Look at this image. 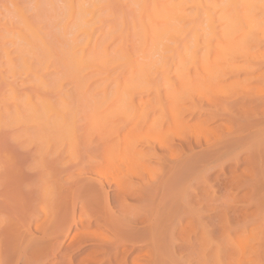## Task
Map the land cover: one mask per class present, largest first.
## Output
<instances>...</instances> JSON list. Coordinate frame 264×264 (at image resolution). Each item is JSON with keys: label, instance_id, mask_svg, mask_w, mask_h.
I'll use <instances>...</instances> for the list:
<instances>
[{"label": "rangeland", "instance_id": "1", "mask_svg": "<svg viewBox=\"0 0 264 264\" xmlns=\"http://www.w3.org/2000/svg\"><path fill=\"white\" fill-rule=\"evenodd\" d=\"M64 1L0 0V45L14 61L0 49V264H264V32L239 46L216 8V37L197 19L194 56L163 53L151 44L160 22L126 0V42L114 30L107 49L86 51L80 38V57L73 29L88 22L74 12L64 29ZM121 15L102 31L121 29ZM15 29L32 42L14 44Z\"/></svg>", "mask_w": 264, "mask_h": 264}, {"label": "bare ground", "instance_id": "2", "mask_svg": "<svg viewBox=\"0 0 264 264\" xmlns=\"http://www.w3.org/2000/svg\"><path fill=\"white\" fill-rule=\"evenodd\" d=\"M66 1H68L67 2V5H66ZM66 1H64L65 3H64V6L66 5V6H68L67 7V10H66V6L64 7L65 9H64V11L66 10V11H68V10H70V11H68L67 12V14L68 15H66V13H65V15L66 16H68V22H67V20L65 21L64 20V29L66 28V29H68V28H70L69 26H71V25H69V24H71V23H73L72 25L74 26L75 24H74V18L75 17H73L72 16V14L75 12V13H77L76 14V16H77V18L79 17V19L81 18V19H83L84 17H83V15L84 16H86L85 17V19H83V22H88V23H86L85 24V26H86V28L87 29H89V24H91L90 25V30L93 28V30L95 31V35L94 36H92V32H93V30H92V32L91 31H88L86 28H85V26H81V25H83L84 23H82V21H81V19L79 20V19H76V21H77V23L78 24H80V22L82 23V24H80V26L81 27H84L83 29H80V28H74L73 29V31L74 30H77V31H74V32H77V33H73L70 29V31L73 33V34H76V37H75V35H73L74 37V39L76 40L77 38L79 39L78 40V43H76L77 41H75L74 39H72L74 42H73V44L74 45H71V47L74 49V47H75V45H77L76 46V48L79 46V43H80V46L81 47H83L82 45H84L85 44V48L87 47V45H89L88 47H92V45H90V44H92V42L94 43V48H95V46L96 47H99V45H100V47H101V49H107L106 47L104 48V45H106L107 46V43H112V41L113 40H111V42H110V39H112V35H114L116 32L115 31H117V33L120 31V33L123 31L124 32V34H122V36H124L125 37V32L127 31V27L125 28L124 27V25H127L126 23L127 22H125L126 20L128 21L129 20V18H128V16H127V14L129 15V13H128V11H126V9H127V7H126V5H128L129 3H128V1L126 2V0H125V3H123V1L122 0H120V1H122L121 3L122 4H125V5H121V4H119L120 3V1L119 0H114V2H113V0H66ZM115 1H116V4L118 3V5H119V7L123 10H119L114 4H115ZM226 1H227V3H226ZM130 2L132 3V6L129 4L128 5V9L127 10H133L135 7L137 8L136 10L138 11L137 12V14H138V16H141V14L142 15H144L145 17L147 16V20H149L151 23L152 22H154V24H153V26L155 25V23L156 24H158V22H160L158 25L160 26V30L159 31H157V32H159V37H157L158 35L156 34V33H154L152 36H153V40H154V45H153V43L151 42V44H152V46L153 47H155V48H159V46H160V48L161 49H159V50H161V52L163 51V53L166 51V49H168L167 51L169 52L170 51V53L173 51V53H174V50H175V52H177L178 50L177 49H179L178 47H181V49H182V46H183V50H185V51H183L185 54L184 55H181L180 54V51L177 53V55L178 54H180V56H187V55H191V54H193L192 53V51L194 52V54H193V56L195 55V52H196V49H197V47L196 48H194L195 47V45H198L197 43V39L198 38H201V37H198V34L201 32L198 28H199V26L197 25L198 23H199V21H198V23H197V19L199 20H202V18H203V16L204 15H206V17L204 18L206 21L208 20V31H207V33H209V31H210V27L211 28H213V29H215L216 28V26L214 25V18L212 17L211 18V14H214L215 12L214 11H216L217 9L216 8H218V10L219 11H223L222 12V14L224 15L223 16V18L225 19L226 18V16L228 17L227 19H229V20H227V21H231L230 23H233L234 24V27H235V32H238V30H239V34L238 35H240V38H238V40L240 39V42L242 43V45L241 44H239V46H243L245 43H247L248 41H250V40H248V39H253L254 37H248V35L249 36H255L257 33H260V32H264L263 30H264V0H130ZM225 2V3H224ZM111 3H114L113 5L118 9V11H121V13L122 12H124L122 15H121V13L120 14H118L116 11L117 10H115V12H113L112 13V8L114 9V7H112L111 5ZM126 3H128V4H126ZM222 5H221V4ZM14 5H15V3H14ZM124 6V7H123ZM130 6H131V9H130ZM123 7V8H122ZM115 8V9H116ZM21 8L19 7L18 9L17 8H15V10H14V12H16V14L19 16H21V18H22V20H23V24L26 26V27H28L29 28V30H31L30 31V33H31V35H32V32H35V33H33L34 34V36L37 38H40V41L42 40L41 38V34H39V33H37L38 32V30H36V28H35V30H34V27L32 28L31 26V24L26 20V18L24 17V14L21 12V10H20ZM125 9V10H124ZM216 9V10H215ZM105 10V11H104ZM102 11H104V13L106 12V15L108 14L109 16H107V18L106 17H104V13H101ZM114 11V10H113ZM125 11H126V17L128 18H124L125 16ZM134 11V10H133ZM130 12V11H129ZM214 12V13H213ZM225 12V13H224ZM78 13H80V14H82V15H80V16H78ZM116 13L119 15V17L116 15ZM135 13V12H134ZM111 14V15H110ZM201 14H203V16L201 15ZM75 15V14H74ZM117 16L118 18H120V15H121V19H120V24L123 26H121V29H119V27L120 26H118V22H116V21H118L114 16ZM69 16H72V17H69ZM83 18H82V17ZM103 18H102V17ZM112 16L114 17L113 19H115L114 20V23L112 24V26L114 27L115 25V22H116V27H117V29H116V27L115 28H111V30H110V32L111 33H109L108 32V30L107 31H105V32H108L109 34H110V36H111V38H109L108 37V33H106V34H108L107 36H106V34H104L105 35V37H104V35L102 36L101 35V33L103 32L102 31V28L101 27H103L102 25H104V26H106L105 25V23L107 24V22L109 21V20H107L106 21V19H108V17L112 20ZM122 16H123V19H122ZM135 16V15H134ZM200 16H201V18H200ZM130 17V16H129ZM70 18H72V19H70ZM106 18V19H105ZM136 18V17H135ZM138 18V17H137ZM69 19H70V21H71V23H70V21H69ZM104 19H105V21L106 22H104ZM125 19V20H124ZM94 22H92V21ZM153 20V21H152ZM213 20V21H212ZM80 21V22H79ZM121 21H124L123 23L121 22ZM137 21V20H136ZM141 21V20H140ZM96 22H98V23H96ZM113 22V21H112ZM133 22V21H132ZM137 22H139V21H137ZM213 22V23H212ZM225 22V21H224ZM93 23V24H92ZM95 23H96V25H95ZM104 23V24H103ZM204 23V22H203ZM98 24V25H97ZM99 24H102L101 26L99 25ZM119 24V25H120ZM132 24V23H131ZM144 24H145V22H143L142 23V32H143V36H146V37H144V40H145V38H149L150 40H151V38H150V33H148V28L149 27H147L146 26V24H145V27H147V28H145V27H143L144 26ZM162 24V25H161ZM200 24V23H199ZM213 24V25H212ZM66 25V26H65ZM68 25V26H67ZM93 25H95V28L97 29L98 28V30L99 31H97V30H95V28H94V26ZM110 25H111V23H109L108 22V24H107V29L110 27ZM134 24H132V26H133ZM139 25V24H138ZM141 25V24H140ZM151 24H149V26H150ZM88 26V27H87ZM111 26V27H112ZM163 28H162V27ZM212 26H215V27H212ZM232 26V25H231ZM99 27L101 28V29H99ZM202 26H200V28H201ZM73 27L71 26V29H72ZM123 28H125L126 30H124ZM130 28V27H129ZM154 28H156V27H154ZM162 28V29H161ZM204 28L205 27H203V28H201V30H204ZM63 29V30H64ZM104 30H105V28H103ZM110 29V28H109ZM131 29V28H130ZM140 29V28H139ZM145 29V30H144ZM147 29V30H146ZM157 29V28H156ZM158 29H159V27H158ZM213 29H211L212 31H210L211 33L213 32ZM238 29V30H237ZM101 30V31H100ZM115 30V31H114ZM198 30V31H197ZM223 30V29H222ZM230 30V29H229ZM17 31L18 30H16L15 29V32L17 33ZM97 31V32H96ZM146 31V32H145ZM152 31V30H151ZM231 31V30H230ZM99 32V35L100 36H102L101 38H98L99 36L96 34V33H98ZM105 32H103V33H105ZM114 32V33H113ZM162 32V33H161ZM199 32V33H198ZM202 32H204V31H202ZM216 32V29H215V31L213 32V33H215ZM218 32V31H217ZM18 33L20 34V36H21V38H19V36H18ZM18 33H17V35L15 34H12V37H10L9 39H13L14 38V40L16 41V42H13L14 44H17V42L18 41H21V42H23L22 44L24 45V43H27V44H29L30 42H32V38H34L33 37V35H32V38H30V40L31 41H28V39L26 38V35L24 34V33H22L21 32V30H19L18 31ZM78 33H80V36L81 35H83L82 37H80L79 35V37H77V34ZM84 33V34H83ZM119 33V34H120ZM161 33V34H160ZM205 33V32H204ZM203 33V34H204ZM231 33V32H230ZM254 33V34H253ZM38 34V35H37ZM68 34V33H67ZM146 34H148V36L149 37H147V35ZM229 34V33H228ZM234 34V33H233ZM250 34H252V35H250ZM40 35V36H39ZM69 35H71V34H69ZM96 35H97V38H95L94 39V37H96ZM118 35V34H117ZM141 35V34H140ZM161 35V36H160ZM201 35V34H200ZM206 35V34H205ZM208 35V34H207ZM216 35V33L215 34H212V36H215ZM264 35V34H263ZM65 36H67V35H65ZM115 36V35H114ZM122 36L120 35V37H121V41H122ZM142 36V35H141ZM227 36V35H226ZM230 36H231V34H230ZM8 37V36H7ZM17 37L19 38V39H17ZM23 37V38H22ZM118 37H119V35H118ZM119 37V38H120ZM155 37H157V39H154ZM207 37H209V35L207 36ZM206 37V38H207ZM216 37V36H215ZM232 37H234V35H232ZM248 39H247V38ZM5 38H6V36H5ZM70 38V37H69ZM80 38H84L83 40H80ZM93 38V39H92ZM114 38V37H113ZM118 38V39H119ZM142 38V37H141ZM140 38V39H141ZM159 38V39H158ZM205 38V39H206ZM210 38V37H209ZM9 39H7V41H9L11 44H13L12 43V41H10ZM25 39L27 40V42H24L25 41ZM117 39V40H118ZM126 37L124 38V41L126 42ZM217 39V38H216ZM222 39H224V38H222ZM237 39V38H236ZM247 39V40H246ZM13 40V41H14ZM116 40V41H117ZM120 40V39H119ZM149 40V41H150ZM153 40H151V41H153ZM160 40H162L161 42H160ZM200 40V39H199ZM209 42H210V39H207ZM233 40V39H232ZM235 40V39H234ZM245 40H246V42H245ZM79 41H81V42H79ZM82 41L84 42V44H82ZM99 41H100V43H99ZM121 41H119L120 43L119 44H121ZM146 41V40H145ZM163 41H165V42H163ZM191 41V42H190ZM192 41H193V43H192ZM207 41V42H208ZM211 41H212V38H211ZM219 41V40H218ZM237 41V40H236ZM242 41H244L245 43L243 44V42ZM4 42L5 41H2L1 43H3V45H4ZM114 42V41H113ZM142 42H143V40H142ZM190 42V43H189ZM206 42V41H205ZM208 42V43H209ZM220 42V41H219ZM234 42V41H233ZM64 43V42H63ZM90 43V44H89ZM103 45H102V44ZM171 43H174L175 45H172ZM211 43V42H210ZM210 43L209 44H207V45H210ZM213 43V42H212ZM250 43V42H249ZM20 44V43H19ZM72 44V43H71ZM82 44V45H81ZM98 46H97V45ZM122 44H123V41H122ZM126 44V43H125ZM124 44V45H125ZM161 44V45H160ZM171 45V47L172 46H174V47H172L171 49H170V45ZM190 44H192V45H190ZM232 44V43H231ZM3 45H0V49H1V51L2 52H4L3 53V55L5 54H7V55H9L8 54V48L5 46L4 48L2 47ZM109 45V44H108ZM145 45V44H144ZM156 45H158V47L156 46ZM191 47H190V46ZM201 45V44H200ZM214 45H215V42H214ZM216 45H217V43H216ZM219 45V44H218ZM21 47H22V45H20ZM187 46H189V47H187ZM210 46H212V45H210ZM223 46V45H222ZM87 47V49H85L86 51L88 50V49H91V47L90 48H88ZM162 47H163V50H162ZM175 47L177 48V49H175ZM185 47H187L188 48V50L185 48ZM245 47V46H244ZM243 47V48H244ZM7 48V49H6ZM94 48H92V49H94ZM173 48H174V50H173ZM185 48V49H184ZM206 48H207V46H206ZM211 48V47H210ZM214 48V47H213ZM232 48H233V46H232ZM80 49V50H79ZM79 49L77 50V49H74V50H77L78 52L80 51V55H79V53H77V55H79L80 57H81V55H83V53L85 54V55H87L86 54V51L84 50V49H82V48H80L79 47ZM117 49H121V47L119 48H117ZM117 49L115 48V51H117ZM194 49H195V51H194ZM201 49V48H200ZM215 49V48H214ZM82 50H84L85 52H82ZM119 50H118V52H116V55L117 54H120V55H126V54H124L125 52L124 51H122L123 50V48L120 50V52H119ZM152 50V49H151ZM154 50V49H153ZM165 50V51H164ZM180 50V49H179ZM192 50V51H191ZM1 51H0V55L1 56H3L2 54H1ZM103 51H105V50H103ZM126 51V50H125ZM166 51V52H167ZM188 52V54H187V52ZM215 51V50H214ZM236 51V50H235ZM72 52H75V51H72ZM106 52V51H105ZM114 52V51H113ZM182 52V53H183ZM66 53V52H65ZM76 53V52H75ZM91 53V52H90ZM89 53V57H91V55L93 56L94 54H95V52L93 51V53L94 54H90ZM103 53V52H102ZM123 53V54H122ZM169 53V54H170ZM216 53V52H215ZM230 53V52H229ZM70 54V53H69ZM73 54V53H72ZM71 54V55H72ZM104 54V53H103ZM107 54V53H106ZM159 54V53H158ZM162 54V53H161ZM165 54H167V53H165ZM165 54H163L164 56H162L161 55V58H165L166 59V55ZM212 54V53H211ZM227 54V53H226ZM231 54V53H230ZM83 56L82 58H79V56H78V58L79 59H81L80 60V62L82 61L83 63H85V62H88L87 64L90 66V64H92L93 62L92 61H90V58L88 57V60L89 61H87L86 59V57L87 56ZM111 55V54H110ZM176 55V54H175ZM216 55V54H215ZM229 55V54H228ZM106 56V55H105ZM104 56V57H105ZM113 56V55H112ZM157 56V55H156ZM159 56V55H158ZM173 56V55H172ZM179 56V55H178ZM8 57V58H7ZM5 56V58L6 59H9V57H10V55L9 56ZM116 57V56H115ZM127 57V56H126ZM126 57H122V56H118V58H119V60H121V58H122V60L121 61H123L124 59H127ZM169 57V56H168ZM198 57V56H197ZM210 57V56H209ZM77 58V59H78ZM85 58V59H84ZM129 58H130V56H129ZM128 58V59H129ZM146 58V57H145ZM179 58H181V57H179ZM178 58V59H179ZM183 58L184 57H182L181 59L183 60ZM190 58H192V56L190 57ZM194 58V57H193ZM10 59H11V57H10ZM9 59V60H10ZM13 59H14V57H13ZM68 59V58H67ZM99 59V58H98ZM106 59V58H105ZM132 59V58H131ZM131 59H129V60H131ZM175 59H176V56H175ZM195 59V58H194ZM208 59V58H207ZM227 59H228V56H227ZM8 60V62H11V60L9 61ZM92 60V59H91ZM111 59L109 58V62H111L110 61ZM133 60V59H132ZM157 60V59H156ZM155 60V61H156ZM164 60V59H163ZM162 60V61H163ZM166 60H168V59H166ZM181 60V62H183ZM196 60V59H195ZM205 60V59H204ZM79 61V60H78ZM106 61V60H105ZM108 61V60H107ZM114 61V60H113ZM120 61V62H121ZM124 61H126V60H124ZM178 61V60H177ZM192 61H193V59H192ZM13 62V63H12ZM11 63L12 64H14V61H12ZM79 62V63H80ZM152 62V61H151ZM166 62H168V61H166ZM180 62V63H181ZM188 63H190L189 61H187ZM196 62H197V60H196ZM225 62V61H224ZM74 63V62H73ZM77 63V62H76ZM78 63V64H79ZM100 63V62H99ZM114 63H115V61H114ZM118 63V62H117ZM123 63V62H122ZM162 63V62H161ZM163 63H164V61H163ZM163 63L161 64V66H164L163 65ZM179 63V62H178ZM187 63V64H188ZM204 63V62H203ZM206 63H207V61H206ZM121 64V63H120ZM153 64H157V63H153ZM167 64H169V62L167 63ZM183 64H184V62H183ZM181 65V66H184V65ZM187 64L185 65V66H187ZM191 64V63H190ZM207 64H209V63H207ZM218 64V63H217ZM83 65V64H82ZM86 65V64H85ZM87 65V66H88ZM94 66L96 65V63H94L93 64ZM93 65H91L90 67L93 69L94 67H93ZM104 65H105V63H104ZM109 65V64H108ZM158 65H160V64H158ZM157 65V66H158ZM215 65V64H214ZM88 66V67H89ZM96 66H98V65H96ZM96 66H95V68H96ZM112 66H114V65H112ZM121 66V65H120ZM135 66V65H134ZM133 66V67H134ZM148 66V65H147ZM151 66H153V65H151ZM150 66V67H151ZM180 66V67H181ZM194 66V65H193ZM196 66V65H195ZM194 66V67H195ZM221 66V65H220ZM83 67H85V66H83ZM89 67V68H90ZM103 67H105V66H103ZM102 67V68H103ZM154 67V66H153ZM166 67V66H165ZM111 68V67H110ZM152 68V67H151ZM155 68V67H154ZM159 68V67H158ZM85 69V68H84ZM97 69V68H96ZM99 69V68H98ZM97 69V70H98ZM146 69V68H145ZM162 69V68H161ZM182 69H184V68H182ZM77 70H79V69H77ZM94 70V69H93ZM104 70H106V68L104 69ZM141 70V69H140ZM102 71V70H101ZM100 71V72H101ZM135 71V70H134ZM145 71H147V70H145ZM164 71V70H163ZM96 72H98V71H96ZM100 72H98V73H100ZM107 72V71H106ZM140 72V71H139ZM105 73V71L103 72V73H101V74H104ZM144 73V72H143ZM142 73V74H143ZM146 73V72H145ZM106 74V73H105ZM108 74V73H107ZM134 74V73H133ZM132 75V74H131ZM105 76V75H104ZM139 76V75H138ZM141 76V75H140ZM143 76H144V74H143ZM145 76H147V74L145 75ZM163 76H165V74L163 75ZM82 77H83V75H82ZM86 77V76H85ZM84 77V78H85ZM92 77V76H91ZM103 77V76H102ZM142 77V76H141ZM148 77V76H147ZM147 77H145V78H147ZM81 78V77H80ZM107 78V77H106ZM132 78V77H131ZM86 79V78H85ZM107 79H109V78H107ZM110 79H112L111 77H110ZM110 79H109V81H110ZM139 79L141 80V78L139 77ZM143 79H144V77H143ZM80 80V79H79ZM116 80H118V79H116ZM139 80V81H140ZM102 81H103V78H102ZM105 81V80H104ZM107 81V80H106ZM112 81H113V79H112ZM136 81V80H135ZM143 81H145V79L143 80ZM150 81V80H149ZM86 82V81H85ZM89 82H90V80H89ZM93 82V81H92ZM111 82V81H110ZM130 82H133V80L132 81H130ZM142 82V81H141ZM145 82H147V81H145ZM106 83V82H105ZM122 83V82H121ZM135 83V82H134ZM144 83V82H143ZM148 83V82H147ZM79 84V83H78ZM83 84H84V81H83ZM90 84V83H89ZM99 84V83H98ZM119 83H116L115 84V86L116 85H118ZM87 85V84H86ZM92 85V84H91ZM133 85H135V84H133ZM105 86H107V85H105ZM109 86V85H108ZM132 86V85H131ZM81 87V86H80ZM118 87V86H117ZM86 88V87H85ZM92 88V87H91ZM106 88V87H105ZM84 89V88H83ZM116 88H114V90H115ZM82 90V89H81ZM97 90V89H96ZM104 90V89H103ZM93 91V90H92ZM116 91V90H115ZM15 92V91H14ZM83 92H84V90H83ZM125 92H127V91H125ZM92 93V92H91ZM115 93V92H114ZM117 93H118V91H117ZM129 92H127L126 94H128ZM29 94V93H28ZM88 94H90V93H88ZM15 95H17V94H15ZM86 95V94H85ZM116 95V94H115ZM25 96H27V95H25ZM29 96V95H28ZM14 97V96H13ZM15 97H17V96H15ZM29 97H31V96H29ZM116 98V97H115ZM8 99V98H7ZM123 99H125V98H123ZM18 100V99H17ZM30 100H31V98H30ZM129 100V99H128ZM22 101V100H21ZM24 101V100H23ZM123 101V103H124V100H122ZM127 101V100H126ZM125 101V102H126ZM27 102H29V99H28V101ZM32 101H30L29 102V104H34V103H31ZM42 102V101H41ZM46 105H44L45 107H48V110L49 111H51V112H53V110H54V112H55V108L54 107H52L53 106V104L52 103H50V102H45V101H43ZM120 102V101H119ZM12 104V103H11ZM13 104L15 105L14 106V108L15 107H17L18 105H16L14 102H13ZM52 104V105H51ZM125 104H127V103H125ZM39 105V104H38ZM128 105V104H127ZM30 106V105H29ZM31 106H35V105H31ZM119 106V105H118ZM7 107V106H6ZM23 107V106H22ZM36 107V106H35ZM34 107V108H35ZM44 107V108H45ZM123 107H124V104H123ZM7 108H9V107H7ZM41 108V107H40ZM39 107H38V109H40ZM17 109H18V107H17ZM30 109V108H29ZM33 109V108H32ZM47 109V108H46ZM19 110V109H18ZM20 110H21V108H20ZM37 110V109H36ZM57 110V109H56ZM118 110V109H117ZM30 111V110H29ZM34 111V110H33ZM32 111V112H33ZM41 112L40 110H37V112ZM45 111V110H44ZM119 111V110H118ZM15 112H16V110H15ZM38 112V113H39ZM43 112V111H42ZM54 112H53V114H54ZM30 113V112H29ZM34 113H35V111H34ZM38 113L36 114L37 116H38ZM50 113V112H49ZM20 114V113H19ZM22 114V113H21ZM25 114V113H24ZM27 114H28V112H27ZM45 114H46V112H45ZM47 114H48V112H47ZM52 114V115H53ZM33 115H35V114H33ZM35 115V117H37ZM44 114H41V117L43 116ZM57 115L59 116V114L57 113ZM62 115V114H61ZM30 116V115H29ZM31 116H32V114H31ZM39 116H40V114H39ZM38 116V117H39ZM44 116H48V115H44ZM50 116V115H49ZM62 116H64V115H62ZM58 118V117H57ZM62 118V120H63V118L64 117H61ZM52 119H53V116H52ZM55 119V118H54ZM54 119H53V121L51 120V122H53L54 123ZM60 119V118H59ZM46 121V120H45ZM55 121H57L56 119H55ZM60 121H61V119H60ZM68 121V120H67ZM66 121V122H67ZM57 122H59V120L57 121ZM64 123H65V120L63 121ZM63 122H60V123H63ZM69 122V121H68ZM63 123V124H64ZM68 124V123H67ZM69 125H70V123H69Z\"/></svg>", "mask_w": 264, "mask_h": 264}]
</instances>
